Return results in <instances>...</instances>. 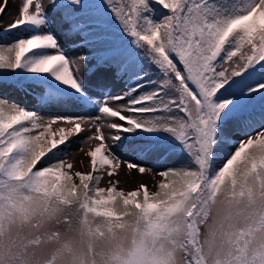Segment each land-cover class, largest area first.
Returning a JSON list of instances; mask_svg holds the SVG:
<instances>
[{
  "label": "snow or ice",
  "instance_id": "6c2138e0",
  "mask_svg": "<svg viewBox=\"0 0 264 264\" xmlns=\"http://www.w3.org/2000/svg\"><path fill=\"white\" fill-rule=\"evenodd\" d=\"M17 11L0 30L18 33L0 43V264H264V0ZM9 89L94 114H42ZM84 131L98 143L74 171L66 149ZM121 153L163 162L155 191L118 188L122 163L151 171Z\"/></svg>",
  "mask_w": 264,
  "mask_h": 264
},
{
  "label": "rangeland",
  "instance_id": "374dc122",
  "mask_svg": "<svg viewBox=\"0 0 264 264\" xmlns=\"http://www.w3.org/2000/svg\"><path fill=\"white\" fill-rule=\"evenodd\" d=\"M0 2H2V0H0ZM20 0H10L9 5L6 9V12L3 14H0V30H2L3 28L7 27V25H9L10 23H12V21L17 17L18 15V4H19ZM67 28V25H63L61 26L59 22H55L52 25V30L54 31V33L56 34V36L58 37L59 41L62 44H69L72 41H70L65 35H64V29ZM16 30L12 33H10V40H8V43H10L12 40L15 39V37L18 35V33L16 32ZM74 40H79V37H74ZM81 53H86L88 55H91V51L89 48L85 47V48H80L77 47L76 50L71 51L69 53L70 56H78ZM119 81H116L112 86L116 89L119 90ZM89 87L90 90L92 92H97L99 91L98 88L95 87V84L92 83V80L90 79L89 81ZM23 104L25 107L29 108V109H34L37 110L39 112H41L42 114H47L49 116H56V115H66V114H71V115H92L94 114L92 109L87 108V107H83V106H78L75 108H59L57 106H44L41 108H36V102L33 98L29 97L28 99L25 100V102L21 103ZM87 127V126H85ZM55 129V126H54ZM89 135L88 131H84L79 139L73 138L72 142L70 143V145L68 146V148L66 149V151L68 152V156L67 159L70 160L73 165H74V171H81V172H86L90 170V165H89V157L86 155V152L90 150V148L94 147L96 143H98V141H89L87 143L81 144L79 141L80 140H84L85 137H87ZM83 149V150H81ZM119 151V150H117ZM121 159L124 161L127 160H131L133 163H137V164H143L145 166L146 169H151V171L146 170L145 173L141 174L138 170V168H134L129 170L127 168L126 163H122L120 169L118 170L117 175L114 177V179H118L120 181L118 188L123 189L125 191H130L136 187H138V185L140 183H144L147 184L151 190L155 191V187H153L155 182H158L161 177L159 175H153L154 172H159L163 169L164 164L163 162H157L155 161L154 163H150L147 161H141L138 158H136L135 156L128 154V153H121ZM81 161H83V164H81ZM131 175L134 178H136V183L135 184H126V183H122V176L123 175ZM107 174L105 173L103 176V179L101 181V185L102 187H107ZM124 184V185H123Z\"/></svg>",
  "mask_w": 264,
  "mask_h": 264
},
{
  "label": "trees",
  "instance_id": "16d2710c",
  "mask_svg": "<svg viewBox=\"0 0 264 264\" xmlns=\"http://www.w3.org/2000/svg\"><path fill=\"white\" fill-rule=\"evenodd\" d=\"M16 33V32H15ZM8 40H10V34H8L7 37L3 38V40H0V43H8ZM29 97L33 98L30 95H25L22 92L16 91V90H12L9 89L7 91V99H9L10 101H16L18 103H23L25 102L26 99H28ZM140 160V159H139ZM141 161H147L150 163H154L156 160L154 159H146V160H141ZM162 162V161H161ZM135 189V188H134ZM133 190V189H132ZM156 190V189H155Z\"/></svg>",
  "mask_w": 264,
  "mask_h": 264
},
{
  "label": "bare ground",
  "instance_id": "6f19581e",
  "mask_svg": "<svg viewBox=\"0 0 264 264\" xmlns=\"http://www.w3.org/2000/svg\"><path fill=\"white\" fill-rule=\"evenodd\" d=\"M121 180H122V183L124 182L126 184H135L136 181H137L136 178H134L133 176L128 175V174L127 175H123Z\"/></svg>",
  "mask_w": 264,
  "mask_h": 264
}]
</instances>
